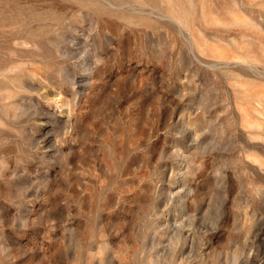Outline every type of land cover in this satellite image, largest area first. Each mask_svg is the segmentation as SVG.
Masks as SVG:
<instances>
[{
	"label": "rangeland",
	"instance_id": "374dc122",
	"mask_svg": "<svg viewBox=\"0 0 264 264\" xmlns=\"http://www.w3.org/2000/svg\"><path fill=\"white\" fill-rule=\"evenodd\" d=\"M0 264H264V0H0Z\"/></svg>",
	"mask_w": 264,
	"mask_h": 264
}]
</instances>
